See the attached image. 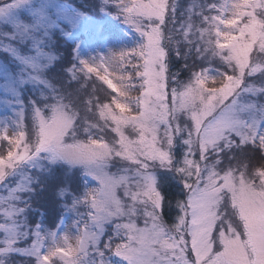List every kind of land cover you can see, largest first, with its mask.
Wrapping results in <instances>:
<instances>
[{
  "label": "snow or ice",
  "instance_id": "6c2138e0",
  "mask_svg": "<svg viewBox=\"0 0 264 264\" xmlns=\"http://www.w3.org/2000/svg\"><path fill=\"white\" fill-rule=\"evenodd\" d=\"M62 2L56 16L51 0H0V52L36 96L0 124V264H264V0H190L179 19L180 0H101L141 41L67 68L53 35L77 10ZM57 164L64 182L33 175ZM76 169L95 181L82 196ZM49 188L70 231L30 221Z\"/></svg>",
  "mask_w": 264,
  "mask_h": 264
},
{
  "label": "rangeland",
  "instance_id": "374dc122",
  "mask_svg": "<svg viewBox=\"0 0 264 264\" xmlns=\"http://www.w3.org/2000/svg\"><path fill=\"white\" fill-rule=\"evenodd\" d=\"M100 2L101 0H87L86 3H81L78 8L73 7L77 10L76 15L73 17L74 26L65 23L62 19L59 21L60 27L56 28L53 40L55 41L56 54L61 57V61H65V47L70 43L68 48L72 61L69 58L68 62L69 60L70 62L65 68L76 64L78 62L77 57L81 60H90L94 57L107 56L110 53L131 49L140 43L138 42V39L141 41L139 33L123 23L121 19H118L115 9L106 8L101 10ZM185 3H190V0H186ZM64 7L62 0H51L50 10L54 15L59 16ZM181 12L183 11L180 10L179 13ZM102 24L104 25L103 29ZM22 72L23 69L20 64L4 52H0V124H5L8 127L14 125L10 121L16 111L18 102H22L25 106H27L26 104L30 105L31 99L26 96H29L28 91L30 90L35 92L32 84H21ZM80 75L83 76L84 74L80 73ZM85 81L88 85V91L96 88L100 95H104L107 86L101 81L95 80V77L91 81L85 77ZM179 150L181 151L180 148L176 149V151ZM43 166L45 168L50 167L46 163ZM66 171V166L57 164L53 168V179L51 180H49L46 172L41 173L36 170L33 171V175H39L42 181L47 180L49 184L61 183L64 182ZM67 182L71 184L74 192L80 196L87 188L95 186V181L90 177H83L80 169L74 170L71 176L68 177ZM35 187L39 189L40 185H35ZM39 203L47 207L48 211L42 220L39 214H30L31 222L40 221L46 229H60L62 227L65 232L73 228L77 219L76 213L67 211L64 207L65 202L63 200L57 201L51 188L46 189L41 194ZM68 207H71V200L68 201ZM41 211H44V208H41ZM16 259L23 261L22 257ZM53 262L54 264H61L58 257H54Z\"/></svg>",
  "mask_w": 264,
  "mask_h": 264
},
{
  "label": "trees",
  "instance_id": "16d2710c",
  "mask_svg": "<svg viewBox=\"0 0 264 264\" xmlns=\"http://www.w3.org/2000/svg\"><path fill=\"white\" fill-rule=\"evenodd\" d=\"M86 2H87V0H70V4L72 5V7H76V8H78L79 6H81L80 5L81 3L84 4ZM180 2H181L180 3V7L178 8V19L181 18L179 16V11L180 10L184 11V8H185L186 4H189V3H185L186 0H180ZM138 42H140V39H138ZM68 45L65 47V52H64V54H66L65 61H61V59L59 61V67L60 68H65V66L72 59L70 57V53H69L70 50L68 48ZM69 58H70V60L68 62V59ZM182 63L183 62L180 61V60H177L174 55L172 56V61H171L172 70L174 72L175 71H179L181 78L182 79H187L188 78V73H187V71L185 69L182 68ZM61 74L63 75V73H61ZM28 92H29V96H26L27 98H29L31 100H33V98H36L35 92H33V90H30ZM26 105L28 106V104H26ZM12 123L14 124V122H12ZM176 152H177V156H179V154H180L181 151L179 150V151H176ZM181 188H182V186L177 181L171 179L170 175L162 176V191H163V193H164V195L166 196L167 199L174 200L177 197H181L182 196ZM62 211H64V210H62ZM174 211H175V209H172V212L173 213H174Z\"/></svg>",
  "mask_w": 264,
  "mask_h": 264
}]
</instances>
